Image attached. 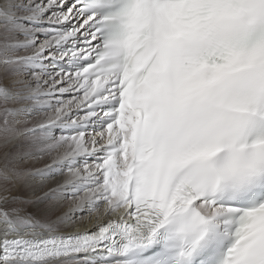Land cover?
<instances>
[{
    "label": "snow or ice",
    "instance_id": "6c2138e0",
    "mask_svg": "<svg viewBox=\"0 0 264 264\" xmlns=\"http://www.w3.org/2000/svg\"><path fill=\"white\" fill-rule=\"evenodd\" d=\"M0 264H264V0H0Z\"/></svg>",
    "mask_w": 264,
    "mask_h": 264
}]
</instances>
